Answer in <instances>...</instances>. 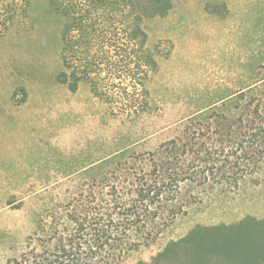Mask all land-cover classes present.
Here are the masks:
<instances>
[{"label":"trees","instance_id":"16d2710c","mask_svg":"<svg viewBox=\"0 0 264 264\" xmlns=\"http://www.w3.org/2000/svg\"><path fill=\"white\" fill-rule=\"evenodd\" d=\"M33 1L0 0V39L26 24ZM46 3L57 18V83L72 94L89 88L115 124L113 148L79 168L71 165L45 187L44 198L37 196L44 209L36 214V232L28 253L12 264H23L25 256L33 264H123L193 207L264 181L263 53L251 57L254 66L244 65L253 77L238 82L237 93L209 104L192 106L188 99L158 107L147 83L169 51L149 43L144 25L168 15L173 0ZM98 144L101 150L104 142ZM238 236L258 240L264 259V219L246 215L230 224H196L135 264L225 261L236 253Z\"/></svg>","mask_w":264,"mask_h":264},{"label":"rangeland","instance_id":"374dc122","mask_svg":"<svg viewBox=\"0 0 264 264\" xmlns=\"http://www.w3.org/2000/svg\"><path fill=\"white\" fill-rule=\"evenodd\" d=\"M32 4L26 24L0 39V264H12L28 253L36 214L44 209L37 196H46L45 187L61 180L71 165L79 168L113 148L115 124L109 123L89 88L81 85L72 94L57 83V18L45 0ZM144 26L149 43L159 42L163 53L169 51L158 59L147 83L158 107L188 99L192 106L195 100L203 105L233 95L238 82L253 77L244 65L254 66L251 57L264 56V0H173L168 15L149 19ZM100 141L104 147L98 150ZM36 190L40 193L35 196ZM246 215L264 219V181L193 207L155 245L132 253L123 264L148 261L196 224H230ZM238 237L232 246L236 253L229 259H205L201 264H264L258 240ZM24 260L33 264L30 256Z\"/></svg>","mask_w":264,"mask_h":264},{"label":"crops","instance_id":"0c3cea01","mask_svg":"<svg viewBox=\"0 0 264 264\" xmlns=\"http://www.w3.org/2000/svg\"><path fill=\"white\" fill-rule=\"evenodd\" d=\"M9 180H11L10 178H8Z\"/></svg>","mask_w":264,"mask_h":264}]
</instances>
